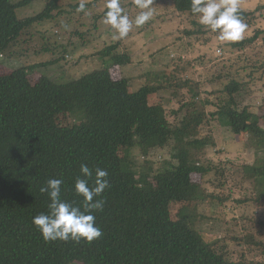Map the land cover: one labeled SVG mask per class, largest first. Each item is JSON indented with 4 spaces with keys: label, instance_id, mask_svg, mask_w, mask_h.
Instances as JSON below:
<instances>
[{
    "label": "trees",
    "instance_id": "trees-1",
    "mask_svg": "<svg viewBox=\"0 0 264 264\" xmlns=\"http://www.w3.org/2000/svg\"><path fill=\"white\" fill-rule=\"evenodd\" d=\"M60 1L50 0L41 13L21 19L17 11L28 0H0V55L32 25L51 18ZM171 3L176 11L194 16L191 0ZM240 13L250 28L254 13L241 8ZM195 25L197 33L205 28ZM263 32L220 45L244 48ZM113 49L103 50V58ZM113 61L121 67L131 62L125 53L115 54ZM177 67L162 72L160 85L146 83L138 90L130 79H114L108 68L66 83L47 76L32 82L23 67L0 75V264H234L226 242H209L195 229V214L171 218V204L206 199L202 180L193 177L208 171L200 164L209 145L200 138L208 114L204 106L194 107L199 92L186 101L184 88L190 81L181 75V62ZM173 82L178 94L161 95L173 89ZM243 87L231 77L213 116L234 135H247L257 155L262 152L245 171L256 185L255 200L264 203V116L238 102ZM65 113L74 117L72 127L58 124ZM164 150L169 159L155 171L149 155ZM136 152L146 156L143 166ZM81 164L93 175L97 168L109 174L104 209L94 213L103 236L91 244L45 242L33 224L36 215L49 210V197L40 188L50 179H62V199L82 205L74 190Z\"/></svg>",
    "mask_w": 264,
    "mask_h": 264
},
{
    "label": "rangeland",
    "instance_id": "rangeland-1",
    "mask_svg": "<svg viewBox=\"0 0 264 264\" xmlns=\"http://www.w3.org/2000/svg\"><path fill=\"white\" fill-rule=\"evenodd\" d=\"M49 1L28 0V4L18 9V17L24 19L41 13ZM81 2L89 14L77 12ZM106 4L107 0L60 1L59 9L52 11L51 18L32 25L0 55V75L23 67L28 68L32 82L47 76L55 82L66 83L108 68L114 79H130L132 89L138 90L146 83L160 85L162 72L178 68L181 62V75L190 81L184 88L188 94L186 101L199 92L194 107L204 106L208 114L200 135L209 142L200 161L208 171L202 177L200 174L193 177L198 182L202 180L206 199L202 204H171V218L178 220L187 212L195 214V229L209 242H226L231 262L264 264V203L255 200L256 185L245 171L262 152L257 155L255 144L247 135H234L213 116L222 104L220 99L231 77L244 83L238 102L264 116V32L244 48L226 49L205 28L196 32L197 16L176 11L171 0H153L151 21L141 27L134 26L125 38L114 39L116 33L104 23ZM120 4L130 19L139 12L134 0H120ZM239 5L255 17L244 39L238 41L243 42L264 31V0H239ZM191 32L195 33L189 35ZM108 47L114 49L103 58L101 52ZM124 53L131 62L122 67L116 65L113 56ZM31 67H34L32 71ZM174 86L173 82V89L161 95L169 97L171 91L178 94ZM57 122L61 127L76 123L69 113L59 115ZM261 125L264 126V121ZM134 155L141 166L146 156L139 152ZM149 156L155 171L169 159L167 150L155 151ZM251 233L256 236L251 238Z\"/></svg>",
    "mask_w": 264,
    "mask_h": 264
},
{
    "label": "clouds",
    "instance_id": "clouds-1",
    "mask_svg": "<svg viewBox=\"0 0 264 264\" xmlns=\"http://www.w3.org/2000/svg\"><path fill=\"white\" fill-rule=\"evenodd\" d=\"M139 9L134 19H130L121 7L120 0H107L104 23L110 25L116 35L114 39L125 38L135 27L150 22L154 16L153 0H134ZM77 12H86L81 2ZM191 13L198 17L200 25L217 33V39L224 43H234L244 39L247 24L244 23L239 0H191ZM82 176L75 179V193L82 197V205H75L62 199V179H50L40 188L49 197L48 212L36 215L33 224L40 231L45 242L85 241L91 244L103 236L102 229L96 224L97 211H103V193L110 188L108 172L105 169L91 170L81 164Z\"/></svg>",
    "mask_w": 264,
    "mask_h": 264
}]
</instances>
